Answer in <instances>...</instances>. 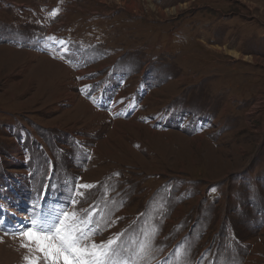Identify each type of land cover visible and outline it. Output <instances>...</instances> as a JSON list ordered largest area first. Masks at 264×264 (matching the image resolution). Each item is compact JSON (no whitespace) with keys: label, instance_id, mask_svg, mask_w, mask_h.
<instances>
[{"label":"rangeland","instance_id":"1","mask_svg":"<svg viewBox=\"0 0 264 264\" xmlns=\"http://www.w3.org/2000/svg\"><path fill=\"white\" fill-rule=\"evenodd\" d=\"M77 183L97 243L163 199L153 264H264V0H0V220Z\"/></svg>","mask_w":264,"mask_h":264},{"label":"snow or ice","instance_id":"2","mask_svg":"<svg viewBox=\"0 0 264 264\" xmlns=\"http://www.w3.org/2000/svg\"><path fill=\"white\" fill-rule=\"evenodd\" d=\"M90 87L85 85V88ZM91 187L77 183L69 189L65 206L44 210L40 205H33L34 211L26 223L9 230L0 220V228L5 229V235L27 241L20 244L22 248L32 251L34 245L36 250L43 253L45 264H153L157 260L156 254L162 251L155 246L159 225L155 222L154 214H159L161 208L166 206L165 201L162 199L158 208L150 205L149 211L141 213V217H146L142 223L97 243L94 237L111 228L113 220L111 211L100 215L95 205L87 209L75 208L80 202L78 197L83 199L85 195L81 189ZM185 254L183 248L177 250V264H183L180 258ZM39 259L24 257L26 264H38Z\"/></svg>","mask_w":264,"mask_h":264},{"label":"crops","instance_id":"3","mask_svg":"<svg viewBox=\"0 0 264 264\" xmlns=\"http://www.w3.org/2000/svg\"><path fill=\"white\" fill-rule=\"evenodd\" d=\"M43 27H45L46 29L52 30L51 22L49 24H47L46 23V20H45V22H43ZM92 99H93V101H91V102L88 100L89 103L91 105H93L94 108L99 109V111L103 110V108H106L108 105H113L112 102H106V103H104L103 100H99V99H102V96L101 97H97V98L96 97H93ZM133 108H136V106L135 105H132V104L131 105L127 104L126 106H123V109H131L132 110ZM106 111L110 113V109L106 108ZM111 113H112V111H111ZM114 114H115V112H114Z\"/></svg>","mask_w":264,"mask_h":264},{"label":"bare ground","instance_id":"4","mask_svg":"<svg viewBox=\"0 0 264 264\" xmlns=\"http://www.w3.org/2000/svg\"><path fill=\"white\" fill-rule=\"evenodd\" d=\"M217 94V93H216Z\"/></svg>","mask_w":264,"mask_h":264}]
</instances>
